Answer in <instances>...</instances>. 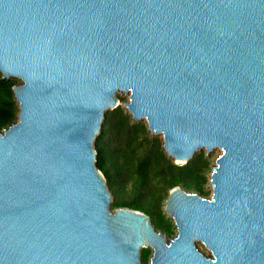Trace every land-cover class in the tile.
<instances>
[{"label":"water","instance_id":"obj_1","mask_svg":"<svg viewBox=\"0 0 264 264\" xmlns=\"http://www.w3.org/2000/svg\"><path fill=\"white\" fill-rule=\"evenodd\" d=\"M0 264H264V0H0ZM186 164L222 153L211 198L113 210L95 141L120 105ZM210 189V186L208 187Z\"/></svg>","mask_w":264,"mask_h":264},{"label":"trees","instance_id":"obj_2","mask_svg":"<svg viewBox=\"0 0 264 264\" xmlns=\"http://www.w3.org/2000/svg\"><path fill=\"white\" fill-rule=\"evenodd\" d=\"M16 79H4L0 73V129L18 121L19 107L13 88ZM110 134L115 135L110 139ZM111 140L123 143L120 152L111 151ZM97 166L104 174L113 195V209L129 208L146 214L154 227L172 238L174 222L165 212L170 191L180 186L188 192L206 197L205 186L212 171V161L204 152L186 164L169 158L158 139L147 135L144 124H132L131 116L119 106L106 112L102 133L95 141ZM126 150V151H125ZM143 264H149L151 250L141 251Z\"/></svg>","mask_w":264,"mask_h":264},{"label":"rangeland","instance_id":"obj_3","mask_svg":"<svg viewBox=\"0 0 264 264\" xmlns=\"http://www.w3.org/2000/svg\"><path fill=\"white\" fill-rule=\"evenodd\" d=\"M129 94L130 93H126L125 92H120V93H117V97L119 99V103L121 105L122 108H124L125 112L128 113L130 116L131 114L127 111V109L123 106V104H125L126 102H129L130 99H129ZM104 122L105 120L103 121V125H102V129H101V132L102 133V130H103V126H104ZM131 122L132 124H137V123H141V124H144L147 128V135L149 138L151 139H158L159 141V144L162 145V149L163 151L165 152L164 148H163V136L161 134H156V133H152L151 131L148 130V123H147V120L146 119H142L140 121H135L134 119H132V116H131ZM115 135H111L110 134V139H114ZM109 147H110V150L113 152H120L121 149L123 148V143L119 140H111L110 143H109ZM126 151V150H125ZM201 152H204L206 154V156H208L211 161H212V168L216 165V160L217 158L221 155L222 151L219 149V148H216L214 150H212L211 152L208 153L207 155V152H206V149H202V150H199L195 153L196 154H199ZM166 154V152H165ZM172 159V158H171ZM174 161V160H173ZM175 162V161H174ZM176 163V162H175ZM177 164V163H176ZM210 177H211V172L210 174L208 175V183L206 184L205 186V191L208 192V195L205 197V198H211L212 197V193H213V188L212 186L210 185ZM210 186V189H208V187ZM193 193V192H192ZM113 196V195H112ZM114 200V198H113ZM166 204V203H165ZM113 207V206H112ZM115 210V209H113ZM177 231L175 229V235H176ZM147 249H150L151 250V256H152V249L150 247H147ZM149 264H150V261H149Z\"/></svg>","mask_w":264,"mask_h":264}]
</instances>
